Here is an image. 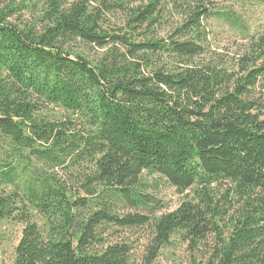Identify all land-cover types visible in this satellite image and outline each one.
Instances as JSON below:
<instances>
[{"label":"trees","instance_id":"trees-1","mask_svg":"<svg viewBox=\"0 0 264 264\" xmlns=\"http://www.w3.org/2000/svg\"><path fill=\"white\" fill-rule=\"evenodd\" d=\"M215 2L0 0L13 264H153L181 246L187 264H264V34L224 60L204 24L230 17ZM163 184L183 199L162 213ZM134 228L149 230L141 260L116 240Z\"/></svg>","mask_w":264,"mask_h":264},{"label":"rangeland","instance_id":"rangeland-1","mask_svg":"<svg viewBox=\"0 0 264 264\" xmlns=\"http://www.w3.org/2000/svg\"><path fill=\"white\" fill-rule=\"evenodd\" d=\"M215 5L221 11H229L228 20L224 18H209L205 21V28L209 31L212 51L220 54L224 60L231 63L251 47L250 38L264 34V6L253 2H241L237 0H216ZM261 62H258L260 65ZM256 90L257 96L264 93V80H261ZM143 182L151 185L154 177H143ZM151 195L159 201L162 213L177 208L183 195H179L167 185L159 186L158 190H149ZM138 209H124V213H141ZM160 212V213H161ZM142 214V213H141ZM20 226H0V264H13L14 248L20 238ZM146 228H134L121 231L116 240L124 238L131 242L133 255L141 260L146 249ZM153 264H187V252L185 246L176 250L162 251Z\"/></svg>","mask_w":264,"mask_h":264}]
</instances>
